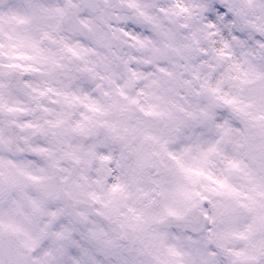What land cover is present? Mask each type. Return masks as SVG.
<instances>
[{"label": "clouds", "instance_id": "9594fccd", "mask_svg": "<svg viewBox=\"0 0 264 264\" xmlns=\"http://www.w3.org/2000/svg\"><path fill=\"white\" fill-rule=\"evenodd\" d=\"M0 264H264V0H0Z\"/></svg>", "mask_w": 264, "mask_h": 264}]
</instances>
